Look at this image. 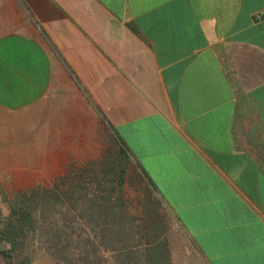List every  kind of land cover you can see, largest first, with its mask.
Wrapping results in <instances>:
<instances>
[{
	"label": "crops",
	"instance_id": "1",
	"mask_svg": "<svg viewBox=\"0 0 264 264\" xmlns=\"http://www.w3.org/2000/svg\"><path fill=\"white\" fill-rule=\"evenodd\" d=\"M259 11L264 0H0V107L34 108L40 139H63L68 117V140L86 141L68 142V171L106 150L79 135L91 111L156 188L178 251L264 264ZM152 195L131 188L125 235H140Z\"/></svg>",
	"mask_w": 264,
	"mask_h": 264
},
{
	"label": "trees",
	"instance_id": "2",
	"mask_svg": "<svg viewBox=\"0 0 264 264\" xmlns=\"http://www.w3.org/2000/svg\"><path fill=\"white\" fill-rule=\"evenodd\" d=\"M105 136L101 159L72 168L51 186L38 184L5 199L9 213L0 211V264H34L44 247L54 254L68 247V258L76 256L83 264H93L99 258L98 249L116 240L123 247L118 250L119 264H207L178 251L177 237L156 214L161 206L152 195L156 188L150 179L152 189L135 174L129 150L118 134ZM131 188L138 193L149 191L154 197L146 206L150 215L143 219L140 235L132 237L134 244L124 234L129 232L125 197ZM115 226L120 228L113 230Z\"/></svg>",
	"mask_w": 264,
	"mask_h": 264
},
{
	"label": "rangeland",
	"instance_id": "3",
	"mask_svg": "<svg viewBox=\"0 0 264 264\" xmlns=\"http://www.w3.org/2000/svg\"><path fill=\"white\" fill-rule=\"evenodd\" d=\"M35 113L34 108H32V116H29L27 111H11L0 107V211L4 215L9 213L5 199H11L15 194L38 184L51 186L56 178L68 171V142L76 148L81 146L80 150L86 145L84 139L68 140V117L66 123L58 125L64 129L61 134L63 139L55 141L40 139L37 130L44 124L37 123ZM92 115L90 111L88 127L83 126L82 134L79 135L88 137L89 151L99 153L104 142L101 141V137L106 136L102 135L101 125ZM45 126L47 127V123ZM48 126L49 129L53 128L51 123H48ZM56 144L60 147L55 148ZM58 153L64 156L60 157ZM73 227L78 228L76 225ZM87 230L91 234V228L87 227ZM126 238L132 241V237L126 236ZM122 248L117 240L107 247L101 246L97 251L98 260L95 262L92 260L91 263L119 264L118 250ZM188 249L191 251L189 246ZM68 250L67 247L54 254L49 247H44L39 250L34 264H83V261H79L76 256L68 258Z\"/></svg>",
	"mask_w": 264,
	"mask_h": 264
},
{
	"label": "built area",
	"instance_id": "4",
	"mask_svg": "<svg viewBox=\"0 0 264 264\" xmlns=\"http://www.w3.org/2000/svg\"><path fill=\"white\" fill-rule=\"evenodd\" d=\"M254 15L257 19H264V11L256 12Z\"/></svg>",
	"mask_w": 264,
	"mask_h": 264
}]
</instances>
